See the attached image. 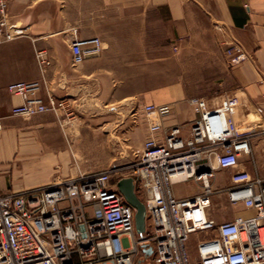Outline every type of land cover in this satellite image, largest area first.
<instances>
[{"label": "crops", "instance_id": "obj_1", "mask_svg": "<svg viewBox=\"0 0 264 264\" xmlns=\"http://www.w3.org/2000/svg\"><path fill=\"white\" fill-rule=\"evenodd\" d=\"M8 18L26 35L0 44L1 195L106 171L115 170L112 182L131 177L128 167L137 161L151 124L161 128L153 134L158 142L174 127L183 139L190 137L192 99L215 109L236 96L232 116L241 134L249 120L264 119V0H9ZM74 36L98 38L103 50L75 66ZM230 44L246 56L236 66L226 53ZM36 52L50 62L44 78ZM43 79L36 97L46 102L48 92L63 101L74 118L66 127L63 112L60 118L11 115L22 101L9 85ZM149 105L170 110L147 116ZM251 147L240 170L254 173L256 166L262 175V150L253 140ZM231 173L215 170L217 190L230 184ZM182 184L187 183L172 186L177 199L202 192L194 185L185 193ZM226 209L231 219L234 213L251 214Z\"/></svg>", "mask_w": 264, "mask_h": 264}, {"label": "built area", "instance_id": "obj_2", "mask_svg": "<svg viewBox=\"0 0 264 264\" xmlns=\"http://www.w3.org/2000/svg\"><path fill=\"white\" fill-rule=\"evenodd\" d=\"M8 2L0 0V44L26 35L23 27L9 21ZM102 50L98 38L74 36L71 41L75 65ZM226 53L231 66L246 59L237 44L228 45ZM35 58L43 75L49 62L43 52ZM42 85H9V93L22 101L11 115L52 113L60 118L63 112L69 118L63 101L36 97ZM190 104L196 115L190 137L183 139L174 127L158 142L153 134L161 128L151 124L137 161L128 167L145 206L143 233H136L135 209L112 182L115 170L81 175L21 194H0V264H264V173L256 166L254 173L240 170V159L252 156L255 136L239 132L230 98L215 109L202 99ZM169 110L144 108L147 116L167 115ZM218 169L232 172L230 184L220 190L212 186ZM190 181L200 183L201 194L177 199L173 184ZM215 196L224 198L230 210L243 208L251 214L234 213L219 222L213 216Z\"/></svg>", "mask_w": 264, "mask_h": 264}, {"label": "rangeland", "instance_id": "obj_3", "mask_svg": "<svg viewBox=\"0 0 264 264\" xmlns=\"http://www.w3.org/2000/svg\"><path fill=\"white\" fill-rule=\"evenodd\" d=\"M177 49L175 48V51H176ZM45 54V53H44ZM100 54V53H99ZM91 56H97V55H91ZM45 58H46V60L49 62V60L47 59V57H46V54H45ZM74 64V63H73ZM49 65H50V62H49ZM75 65V64H74ZM79 65H81V64H79ZM79 65H75V66H79ZM47 67H49V66H46L45 67V69H44V73H43V78H44V75H45V72H46V69H47ZM43 82H44V79L42 80ZM137 87V86H136ZM138 87H141V86H138ZM46 94H47V97H48V95H50V94H48V92H46ZM231 99H232V101H233V103L234 104H237V103H239V99L236 97V96H231ZM224 100V99H223ZM222 100V101H223ZM233 106V105H232ZM252 117V116H251ZM257 118V117H256ZM68 119H74V118H72V117H69V118H66V117H62V118H60V120H61V123L63 124V121H65V123H64V127H66L67 125H69L70 123H66L67 122V120ZM252 120V119H251ZM251 120H249L248 121V125H245V127H243V133L242 134H254V139H253V143H254V145L256 146V148L257 149H259V150H262V156L264 157V134H259V132H261V130H264V119L263 118H260V119H258V121L257 122H250ZM237 125V124H236ZM237 128H238V130H239V127H238V125H237ZM240 132V131H239ZM80 176V175H79ZM66 181V180H65ZM62 182H64V181H62ZM190 182H193V181H190ZM60 183V182H59ZM194 184H192V183H187V184H182V185H179V188H181L182 190H183V192H185V193H188L189 191H191V190H189V188L188 187H191V188H195V186L194 185H197V186H199L200 187V183L198 182V183H195V182H193ZM54 184H56V183H54ZM212 186H213V188L214 189H218V187L215 185V184H212ZM213 216L216 218V219H219V217L222 219V221H224V220H229V219H231V215H232V213L231 212H229V210H227V209H224V208H226L227 207V203H226V201H225V199L224 198H220V197H218V196H215L214 198H213ZM224 211H228V212H224ZM224 212V213H223ZM224 214V215H221V214ZM195 242V237H192L191 238V243H194ZM192 245V244H191Z\"/></svg>", "mask_w": 264, "mask_h": 264}, {"label": "water", "instance_id": "obj_4", "mask_svg": "<svg viewBox=\"0 0 264 264\" xmlns=\"http://www.w3.org/2000/svg\"><path fill=\"white\" fill-rule=\"evenodd\" d=\"M116 188L124 201L135 209L134 222L136 233H143L145 231V206L136 195L133 178L125 177L119 179L116 182ZM147 254L150 255L151 253L148 252Z\"/></svg>", "mask_w": 264, "mask_h": 264}]
</instances>
